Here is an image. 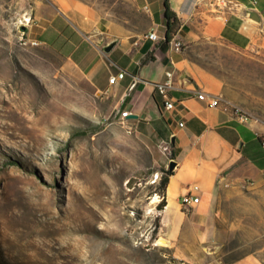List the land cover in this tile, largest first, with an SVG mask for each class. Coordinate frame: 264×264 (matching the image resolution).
<instances>
[{
    "label": "rangeland",
    "instance_id": "374dc122",
    "mask_svg": "<svg viewBox=\"0 0 264 264\" xmlns=\"http://www.w3.org/2000/svg\"><path fill=\"white\" fill-rule=\"evenodd\" d=\"M33 5L0 0V264H230L264 256V191L245 186L216 194V236L199 250L203 259L172 253L157 208L168 145L120 122L113 96L51 48L31 44L20 22ZM208 50L201 61L228 97L264 123V33L251 54Z\"/></svg>",
    "mask_w": 264,
    "mask_h": 264
},
{
    "label": "crops",
    "instance_id": "0c3cea01",
    "mask_svg": "<svg viewBox=\"0 0 264 264\" xmlns=\"http://www.w3.org/2000/svg\"><path fill=\"white\" fill-rule=\"evenodd\" d=\"M238 1L234 13L221 17L207 6L197 8V0H170L179 19L172 39L183 43L182 51L166 40L164 0H34L29 13V41L74 64L122 111L131 112L127 118L138 133L168 145L166 165L174 160L176 166L160 231L172 253L188 262L203 259L199 250L216 236L213 209L219 190L264 191V123L254 117L242 123L231 111L198 98L205 92L235 103L223 80L201 61L208 48L251 54L263 37L264 0ZM250 12L258 13L261 22L253 21ZM154 30L158 41L148 38ZM109 44L114 46L107 52ZM122 71L125 77L111 84L110 77ZM169 71L174 88L163 96L157 85L166 82ZM166 100L173 102L172 109L165 108ZM192 190L200 201L186 211L181 198ZM230 264H264V256L248 254Z\"/></svg>",
    "mask_w": 264,
    "mask_h": 264
},
{
    "label": "built area",
    "instance_id": "2783aa9c",
    "mask_svg": "<svg viewBox=\"0 0 264 264\" xmlns=\"http://www.w3.org/2000/svg\"><path fill=\"white\" fill-rule=\"evenodd\" d=\"M240 2L238 0H197V8L207 6L209 9L213 10V13L216 15H219L221 17H225L231 13H234L239 7ZM33 23V17L31 14H28L24 16L23 20H21L20 25L29 27ZM26 32L23 31V35H25ZM148 38L152 41H158L159 36L157 35V32L154 30L151 33L148 34ZM32 45H38L35 41H30ZM170 45L173 50L175 51H182L183 49V43L179 40L171 39ZM126 73L124 71L120 72L118 75L112 76L109 79V82L111 84L115 83L117 79H123L125 77ZM135 86V83L131 85V89ZM174 88V72L169 71L167 72V80L164 83H160L157 85L158 91L163 95L166 96L170 89ZM198 98L202 101H209L208 104L210 107H218L221 106L223 110L231 111L234 116L242 123H248L250 120L253 119V117L245 111L243 108H241L239 105L223 98V97H212L209 94L205 92L198 93ZM174 107L173 102L166 100L165 101V108L170 110ZM130 111H122L119 116V121L123 124L126 123L128 120V115L130 114ZM181 126H183V123H181ZM131 130H133V127H129ZM264 145V141H263ZM162 201V200H161ZM200 201V198L196 196V194L192 191L188 192L181 198V204L182 208L184 210L189 211L194 204H197Z\"/></svg>",
    "mask_w": 264,
    "mask_h": 264
},
{
    "label": "trees",
    "instance_id": "16d2710c",
    "mask_svg": "<svg viewBox=\"0 0 264 264\" xmlns=\"http://www.w3.org/2000/svg\"><path fill=\"white\" fill-rule=\"evenodd\" d=\"M164 6H165V17L167 20V32H166V40L170 41L173 38L174 33L177 31L179 27V19L177 17V14L172 10L170 0H164ZM172 174L170 170L165 171V175L163 176L161 180V186L164 190V197L160 204L157 206L159 210H163L166 206V188L169 182V177Z\"/></svg>",
    "mask_w": 264,
    "mask_h": 264
},
{
    "label": "water",
    "instance_id": "95a60500",
    "mask_svg": "<svg viewBox=\"0 0 264 264\" xmlns=\"http://www.w3.org/2000/svg\"><path fill=\"white\" fill-rule=\"evenodd\" d=\"M249 17L253 20V21H256V22H261V18L260 16L258 15V13L256 12H250L249 13ZM22 31H27V27L25 26H22L21 27ZM114 44H109L108 46L105 47V51L107 52H110L113 48ZM131 118H137L136 115H131ZM176 166V163L174 162V160H172L169 164V170L172 172L173 169L175 168Z\"/></svg>",
    "mask_w": 264,
    "mask_h": 264
},
{
    "label": "bare ground",
    "instance_id": "6f19581e",
    "mask_svg": "<svg viewBox=\"0 0 264 264\" xmlns=\"http://www.w3.org/2000/svg\"><path fill=\"white\" fill-rule=\"evenodd\" d=\"M155 201H156V199H155Z\"/></svg>",
    "mask_w": 264,
    "mask_h": 264
}]
</instances>
